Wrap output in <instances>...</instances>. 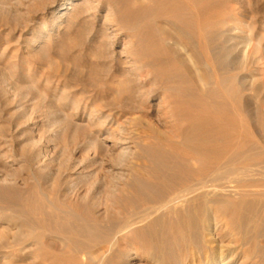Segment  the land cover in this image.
I'll use <instances>...</instances> for the list:
<instances>
[{
    "label": "rangeland",
    "instance_id": "1",
    "mask_svg": "<svg viewBox=\"0 0 264 264\" xmlns=\"http://www.w3.org/2000/svg\"><path fill=\"white\" fill-rule=\"evenodd\" d=\"M66 1L0 0V264H148L128 242L154 216L123 228L137 207L127 215L120 200L132 185L158 193L141 167L165 160L152 141L171 135L184 108L173 117L153 75L127 62L134 14L113 0ZM209 1L236 15L239 31L264 32V0ZM150 4L147 19L161 7ZM252 154L263 176L264 152Z\"/></svg>",
    "mask_w": 264,
    "mask_h": 264
},
{
    "label": "bare ground",
    "instance_id": "2",
    "mask_svg": "<svg viewBox=\"0 0 264 264\" xmlns=\"http://www.w3.org/2000/svg\"><path fill=\"white\" fill-rule=\"evenodd\" d=\"M150 1L113 0L136 16L127 62L153 75L173 117L184 114L171 135L152 141L165 160H142L140 179L158 193L132 185L121 197L127 215L137 207L123 228L154 216L128 244L150 264H236L238 253L264 264V175L250 159L264 152V130L256 137L252 129L264 108V32L239 31L236 15L209 0H155L161 7L147 19Z\"/></svg>",
    "mask_w": 264,
    "mask_h": 264
}]
</instances>
